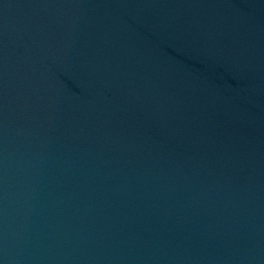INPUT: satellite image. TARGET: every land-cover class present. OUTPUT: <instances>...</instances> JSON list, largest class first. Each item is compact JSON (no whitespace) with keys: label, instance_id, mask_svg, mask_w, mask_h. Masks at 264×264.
Returning a JSON list of instances; mask_svg holds the SVG:
<instances>
[{"label":"water","instance_id":"1","mask_svg":"<svg viewBox=\"0 0 264 264\" xmlns=\"http://www.w3.org/2000/svg\"><path fill=\"white\" fill-rule=\"evenodd\" d=\"M0 264H264V0H0Z\"/></svg>","mask_w":264,"mask_h":264}]
</instances>
